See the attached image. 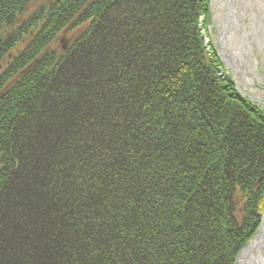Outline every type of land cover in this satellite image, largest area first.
I'll list each match as a JSON object with an SVG mask.
<instances>
[{"label": "trees", "instance_id": "trees-1", "mask_svg": "<svg viewBox=\"0 0 264 264\" xmlns=\"http://www.w3.org/2000/svg\"><path fill=\"white\" fill-rule=\"evenodd\" d=\"M208 6L0 0V264H235L264 108L218 76Z\"/></svg>", "mask_w": 264, "mask_h": 264}, {"label": "rangeland", "instance_id": "rangeland-1", "mask_svg": "<svg viewBox=\"0 0 264 264\" xmlns=\"http://www.w3.org/2000/svg\"><path fill=\"white\" fill-rule=\"evenodd\" d=\"M236 4L239 8V10L237 9L239 13L238 15L240 16L238 20L239 28H236L232 33L231 39L235 46L238 44L240 31H243V36L248 43V50L253 65L251 64L250 67H245L244 70L242 69L245 76H242L239 71L235 72L230 70L226 64L224 65V68L230 76H234L235 84L243 94L253 100L254 103H261L264 106V5L261 0H236ZM217 15L218 14L215 10L213 12L211 11L212 19L213 16ZM213 20L209 24L208 34L214 51H216L217 54H220L221 46L219 45L218 34L213 28L215 22ZM201 33L202 32H200V34ZM62 44L66 48L69 44V38L65 39ZM224 52H227V50H224ZM226 56L231 57L230 62L234 64V55L229 52ZM245 77L250 78L251 83L244 81L243 78Z\"/></svg>", "mask_w": 264, "mask_h": 264}, {"label": "bare ground", "instance_id": "bare-ground-1", "mask_svg": "<svg viewBox=\"0 0 264 264\" xmlns=\"http://www.w3.org/2000/svg\"><path fill=\"white\" fill-rule=\"evenodd\" d=\"M237 9L239 10L236 0H212V11L215 10L218 14L213 28L216 30L218 38L221 39L223 57L226 60L224 50L231 52L235 58V62L234 64L232 63L233 66L231 67L235 72L239 71L243 76V70L245 67L253 65V61L250 57L248 43L243 36V31H240V38L235 46L231 39L232 33L236 28H239L238 20L240 16ZM244 79L247 83H251L250 78L245 77ZM239 264H264V216L258 239L250 243L242 252Z\"/></svg>", "mask_w": 264, "mask_h": 264}, {"label": "water", "instance_id": "water-1", "mask_svg": "<svg viewBox=\"0 0 264 264\" xmlns=\"http://www.w3.org/2000/svg\"><path fill=\"white\" fill-rule=\"evenodd\" d=\"M233 210H234V209H233ZM263 216H264V212L261 214L260 226H259V228H258V230H257V234H256V236H255V237H254L249 243H247V245H246V246L240 251V253H239L238 256H237V260H236L235 264H239V260H240L241 254H242V252L247 248V246H248L250 243H252V242H254V241H256V240L258 239V235H259V232H260V228H261V224H262Z\"/></svg>", "mask_w": 264, "mask_h": 264}]
</instances>
